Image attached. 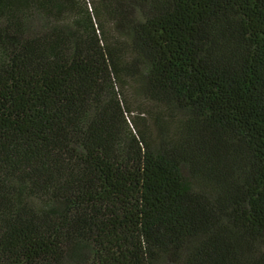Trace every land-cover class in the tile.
<instances>
[{
	"label": "trees",
	"instance_id": "1",
	"mask_svg": "<svg viewBox=\"0 0 264 264\" xmlns=\"http://www.w3.org/2000/svg\"><path fill=\"white\" fill-rule=\"evenodd\" d=\"M0 264H264V0H0Z\"/></svg>",
	"mask_w": 264,
	"mask_h": 264
}]
</instances>
